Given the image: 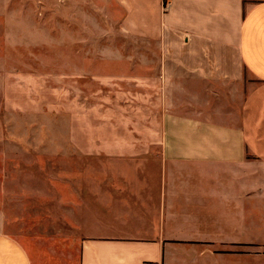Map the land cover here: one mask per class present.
<instances>
[{
	"label": "crops",
	"instance_id": "crops-1",
	"mask_svg": "<svg viewBox=\"0 0 264 264\" xmlns=\"http://www.w3.org/2000/svg\"><path fill=\"white\" fill-rule=\"evenodd\" d=\"M55 1L62 25L105 43L62 83L125 119L55 176L78 264H264V0ZM5 223L0 206V264H45Z\"/></svg>",
	"mask_w": 264,
	"mask_h": 264
},
{
	"label": "rangeland",
	"instance_id": "rangeland-1",
	"mask_svg": "<svg viewBox=\"0 0 264 264\" xmlns=\"http://www.w3.org/2000/svg\"><path fill=\"white\" fill-rule=\"evenodd\" d=\"M15 5L13 13L0 16V206L5 231L37 257L50 254L45 264H78L76 236L61 232L71 230L70 223L56 217L55 176L61 167L88 162L90 130L124 129L125 119L119 106H100L104 93L89 90L85 81H61L62 69L72 64L97 66L93 54L98 56L105 43L79 38L87 29L79 33L70 22L62 25L55 0H15ZM118 93L108 96L114 100Z\"/></svg>",
	"mask_w": 264,
	"mask_h": 264
},
{
	"label": "built area",
	"instance_id": "built-area-1",
	"mask_svg": "<svg viewBox=\"0 0 264 264\" xmlns=\"http://www.w3.org/2000/svg\"><path fill=\"white\" fill-rule=\"evenodd\" d=\"M165 9H168V6H166Z\"/></svg>",
	"mask_w": 264,
	"mask_h": 264
}]
</instances>
